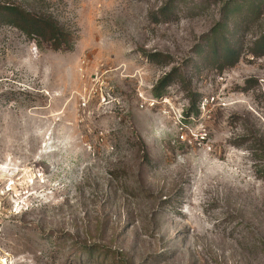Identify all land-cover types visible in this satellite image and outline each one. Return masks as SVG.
I'll list each match as a JSON object with an SVG mask.
<instances>
[{"label":"rangeland","instance_id":"obj_1","mask_svg":"<svg viewBox=\"0 0 264 264\" xmlns=\"http://www.w3.org/2000/svg\"><path fill=\"white\" fill-rule=\"evenodd\" d=\"M0 4V264H264V0Z\"/></svg>","mask_w":264,"mask_h":264},{"label":"trees","instance_id":"obj_2","mask_svg":"<svg viewBox=\"0 0 264 264\" xmlns=\"http://www.w3.org/2000/svg\"><path fill=\"white\" fill-rule=\"evenodd\" d=\"M0 17L4 20L10 21L19 29H21L28 36H35L45 42H47L53 50H58L63 47L71 48L75 42L76 36L72 31L60 26L58 22L52 18L39 16L26 12L15 5L0 4ZM222 31H216L214 33L215 38L217 35L223 33ZM237 38H234L232 44L236 43ZM217 39L213 43V47L216 46ZM229 44L223 37L221 41V50L216 51L217 57H222L234 64L238 60V51L234 48V45ZM210 46H207L204 51L208 54Z\"/></svg>","mask_w":264,"mask_h":264}]
</instances>
